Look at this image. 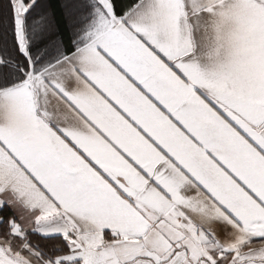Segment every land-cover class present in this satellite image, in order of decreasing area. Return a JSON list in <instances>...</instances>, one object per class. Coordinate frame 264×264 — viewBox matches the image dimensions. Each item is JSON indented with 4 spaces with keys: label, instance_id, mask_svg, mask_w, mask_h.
<instances>
[{
    "label": "snow or ice",
    "instance_id": "1",
    "mask_svg": "<svg viewBox=\"0 0 264 264\" xmlns=\"http://www.w3.org/2000/svg\"><path fill=\"white\" fill-rule=\"evenodd\" d=\"M0 264H264V0H0Z\"/></svg>",
    "mask_w": 264,
    "mask_h": 264
}]
</instances>
